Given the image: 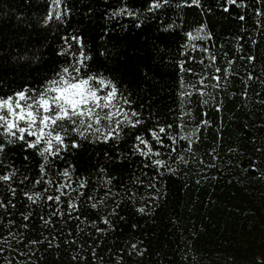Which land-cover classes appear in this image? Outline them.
<instances>
[{"label":"snow or ice","instance_id":"6c2138e0","mask_svg":"<svg viewBox=\"0 0 264 264\" xmlns=\"http://www.w3.org/2000/svg\"><path fill=\"white\" fill-rule=\"evenodd\" d=\"M255 3L257 31L264 32V0ZM217 4L225 13L232 6L249 7L246 0H217ZM134 5L135 0H118L105 9L106 23L95 54L104 61L118 54L116 45H109V33L115 31L112 25L127 28L126 23L121 26L122 18L130 19L136 29L156 22L161 35L159 43L152 42V50L160 64L173 70L177 106L161 115L151 103L143 102V94L160 83L154 80L152 66H135L138 79L128 81L119 69L95 63L93 44L81 29L68 27L73 13L68 0H47L35 24L46 33L45 39L58 36L57 63L37 86L7 88L0 80V264H38L37 252L42 253L40 260L55 256L52 264H144L149 249L144 239L134 235L138 223L128 225L122 246L110 250L107 257L99 253L107 236L127 224L128 217L121 215L125 206L130 205L137 216L150 217L167 196L166 177H175L193 164L200 172L216 169L215 162L222 159L215 148L199 150L203 131L212 125L208 108L223 111L225 93L236 94L228 92L230 77L240 74L234 71L235 64L240 60L253 66L256 57L223 51L224 45L213 43L206 21L184 28L182 9L195 7L202 16L212 12L202 0H141L140 6ZM173 10L176 19H169ZM237 19L244 21L245 15ZM166 36H178L174 52L168 49ZM243 40V34L234 37L235 53L243 52ZM248 41L257 44L251 34ZM13 59L24 62L23 68L44 58L17 54ZM243 75L239 95L247 100L249 82L259 81L264 88V78L247 70ZM193 97L201 109L198 116ZM258 103L264 105V99ZM89 147L100 151L95 162L90 157V163L80 167V154ZM18 148L24 153L23 170L11 156ZM254 151L261 158L250 157L244 171L264 179V143ZM125 170L127 182L121 178ZM34 219L40 225L35 233ZM254 264H264V251Z\"/></svg>","mask_w":264,"mask_h":264},{"label":"trees","instance_id":"16d2710c","mask_svg":"<svg viewBox=\"0 0 264 264\" xmlns=\"http://www.w3.org/2000/svg\"><path fill=\"white\" fill-rule=\"evenodd\" d=\"M246 2L247 9L232 6L225 13L217 0H202L206 9H212L204 16L195 7L181 10L185 29L198 21H206L213 33V43L224 45L223 51H228L230 56L251 54L256 57L253 66L240 60L235 64L234 71L240 74L230 77L228 92L236 94L225 93L223 111L208 108L212 125L203 131L199 150L215 148L222 159L215 162L216 169L200 172L193 164L175 177H166L167 196L150 217L137 216L130 205L125 206L121 215L128 217L127 224L118 225L101 243V255L107 257L110 250L122 246L130 232L128 225L138 223L140 227L134 235L144 239L149 249L144 264H254L259 261L264 251V179L258 173L245 172L244 169L248 167L250 157L261 158L254 150L264 143V105L258 103L264 99V88L259 81L249 82V98L244 100L239 93L246 70L264 78V32L257 31L252 11L259 5L255 0ZM46 3L47 0H0V80L7 88H18L24 83L37 86L58 61L55 56L58 36L45 39L46 33L39 31L40 26L35 24V18L46 9ZM68 3L73 8L68 27L81 29L86 40L93 44L95 63L103 62L119 69L128 81L138 79L135 66L145 63L152 66L154 80L160 83L154 91L143 94V102L151 103L153 110L161 115L177 106L173 70L160 64L155 59L158 53L152 50V42L159 43L157 37L161 35L156 31V22L148 21L141 29H136L130 19L122 18L121 26L126 23L127 28L112 25L115 31L109 33V45L114 43L118 54L113 53L110 60L104 61L95 54L99 47L98 36L106 23L102 13L106 8L116 6L118 0H68ZM140 4L141 0H135L134 6ZM89 8L92 12L88 11ZM167 15L169 19H176L175 10ZM240 15H245L244 21L237 19ZM21 17L33 27H26L19 19ZM240 34L244 36L241 41L244 50L235 53L234 37ZM249 34L257 39V44L249 43ZM165 43L174 52L179 38L166 36ZM17 54L28 57L36 54L44 59L38 65L21 68L24 62L13 59ZM192 106L198 116L201 109L197 97H193ZM253 139L257 143L254 144ZM229 147H236L239 151L228 153ZM97 151L100 149L91 147L82 151L79 166L88 165L90 157L91 162H95ZM23 155L19 148L11 153L16 167L21 170ZM208 176L216 179H204ZM121 178L127 182V170L121 173ZM197 180H200L199 184ZM33 223L35 233L40 225L35 219ZM41 254L35 253L38 264H45V261L52 264L55 256L40 260ZM62 258L67 260L68 257Z\"/></svg>","mask_w":264,"mask_h":264}]
</instances>
